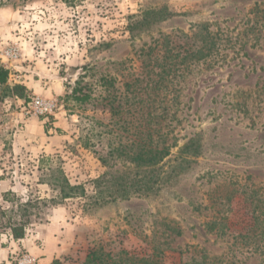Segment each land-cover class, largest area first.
Here are the masks:
<instances>
[{
  "label": "rangeland",
  "instance_id": "374dc122",
  "mask_svg": "<svg viewBox=\"0 0 264 264\" xmlns=\"http://www.w3.org/2000/svg\"><path fill=\"white\" fill-rule=\"evenodd\" d=\"M160 4L176 16L131 39L133 17ZM199 24L217 35L218 55L190 73L177 67V92L162 112L161 94L142 90L144 64L161 53L163 36L183 45L174 36ZM10 47L19 55L7 61ZM0 65L8 70L0 85V264L30 254L10 245L45 225L64 240L57 264H95L92 252L103 264L107 253L124 264L149 254L157 264H264V250H254L264 239L236 238L248 224L243 189L264 191V0H0ZM14 85L26 90L13 95ZM29 97L56 99L54 114L26 115ZM149 129L177 145L165 169L195 135L202 155L156 198L91 206L101 158L135 148ZM107 158L128 166L123 156ZM63 180L83 191L61 200ZM214 216L226 218L225 235L206 231Z\"/></svg>",
  "mask_w": 264,
  "mask_h": 264
},
{
  "label": "trees",
  "instance_id": "16d2710c",
  "mask_svg": "<svg viewBox=\"0 0 264 264\" xmlns=\"http://www.w3.org/2000/svg\"><path fill=\"white\" fill-rule=\"evenodd\" d=\"M174 16L176 13L170 11L165 4L155 7L144 5L139 14L134 16L127 26L130 38L136 39L141 34L150 32L160 22ZM174 38H184L185 43L179 45L172 40L171 36H163L159 50L161 53L150 57L143 67L145 72L141 82H145V85L142 90L144 92L147 90L157 91L161 94L159 105L162 107V112L168 109L164 102L166 97L177 92L173 85L174 72L177 67L183 65L190 73V69L198 63L218 55L219 49L217 35L209 31L207 24H199L190 34L182 33L180 37L174 36ZM155 69H158V72H155ZM7 78L8 70L0 65V85L6 84ZM25 90V87L21 85H14L11 89L13 95H20ZM30 99L31 97L26 100L25 104ZM171 101L173 100L169 99L170 107L173 106ZM144 104L150 108L149 100L145 99ZM151 119V112H149L147 113V122L149 123ZM198 136L195 135L187 139L178 148L177 154L172 159V162L176 163L169 169H165V165L171 155V149L177 145L175 143L166 145L164 135L157 131L150 129L143 131L135 148L120 146V148L112 149L108 152L107 157L123 156L128 166L117 167L111 164L107 157L101 158V163L106 170L92 181L95 196L92 197L90 205L101 206L116 200H129L132 197L156 198L163 188L177 180L184 168L190 167L194 162L191 158H198L202 155ZM60 186L61 200L71 197L74 194L73 191H83L82 187H71L66 180H63ZM242 193L247 196L248 224L245 232L239 233L236 238L262 241L264 239V191L259 188L245 187ZM38 204L27 201L24 207L36 208ZM225 220L226 218L220 216L212 217L205 225L206 231L214 232L217 237L225 235ZM173 233L177 236L180 235L177 229ZM23 236L21 228H15V238L20 239ZM254 250L264 249L258 245ZM113 259L114 255L107 253V264H124V260L113 263ZM132 259L133 256L127 258L129 261ZM88 260L95 264H103L104 255L92 252L89 254ZM140 262L141 264H157L153 254L143 256Z\"/></svg>",
  "mask_w": 264,
  "mask_h": 264
},
{
  "label": "crops",
  "instance_id": "0c3cea01",
  "mask_svg": "<svg viewBox=\"0 0 264 264\" xmlns=\"http://www.w3.org/2000/svg\"><path fill=\"white\" fill-rule=\"evenodd\" d=\"M34 238V241L27 238L17 243L12 242L10 247L26 249L30 254L39 257L41 264H57L64 250V240L60 232H56L54 226L45 225L38 230Z\"/></svg>",
  "mask_w": 264,
  "mask_h": 264
},
{
  "label": "built area",
  "instance_id": "2783aa9c",
  "mask_svg": "<svg viewBox=\"0 0 264 264\" xmlns=\"http://www.w3.org/2000/svg\"><path fill=\"white\" fill-rule=\"evenodd\" d=\"M19 53L15 48H8L4 51L2 56L7 61L17 59ZM57 108L56 99H43L40 97H32L28 103L24 105L26 115L36 118H45L52 116ZM14 264H41L39 259L28 253L18 255Z\"/></svg>",
  "mask_w": 264,
  "mask_h": 264
}]
</instances>
